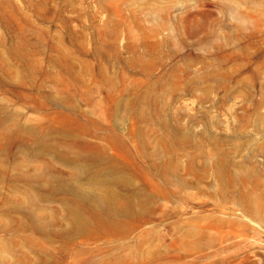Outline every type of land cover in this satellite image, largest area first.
<instances>
[{
  "label": "rangeland",
  "instance_id": "rangeland-1",
  "mask_svg": "<svg viewBox=\"0 0 264 264\" xmlns=\"http://www.w3.org/2000/svg\"><path fill=\"white\" fill-rule=\"evenodd\" d=\"M0 114L69 127L58 147L104 149L131 177L109 188L148 196L123 231L68 237L52 210L74 196L43 191L35 227L0 168V264H264V0H0ZM17 150L14 175L102 190Z\"/></svg>",
  "mask_w": 264,
  "mask_h": 264
},
{
  "label": "bare ground",
  "instance_id": "bare-ground-1",
  "mask_svg": "<svg viewBox=\"0 0 264 264\" xmlns=\"http://www.w3.org/2000/svg\"><path fill=\"white\" fill-rule=\"evenodd\" d=\"M9 120L11 122L7 123ZM0 131V155H2L0 168L3 171V177L7 179H20L22 177L31 185L32 192L28 191L25 193L28 203L32 205V211L28 215L27 220L33 222L35 227H39L38 221L43 222L44 220L37 216V212L41 207L34 201L45 198L48 194L51 197L59 192H67L74 196L73 204L66 197H62L61 210H52L56 215L60 212L67 216L64 231L68 237L76 234H89L94 231L118 230L121 232L124 230L125 220L147 215L148 196L145 193L142 192L138 195L134 194L135 192L132 190L121 195L118 191L108 186L110 183L117 186L124 185L125 188L131 185V177L124 176L121 173V163L123 162L121 159L108 155L101 148L97 151L71 154L68 146L63 148L57 146L58 139H74L73 131L69 127L55 128L50 123L46 125H27L18 119L15 120L12 115L0 114ZM28 141L33 143V146H28ZM72 142H76V140H72ZM15 149L16 151H18L17 149L19 151L22 150L28 155L31 153L32 155L53 153L64 160L73 162L78 168V172L71 173L73 178H86L89 182L99 187L102 184V190L100 192L86 191L80 186L71 188L68 185L69 181L63 179L64 174L58 170H54L49 178L41 174L40 178L35 182L29 178H23L22 175H14L10 168L12 167L16 171L20 169L13 161L16 158ZM42 162L43 165L51 167L46 160ZM101 162H109L107 172L101 173V169L97 168L96 165ZM42 167L37 166L36 170L38 171ZM15 188L18 189V186L16 185ZM43 191L48 194L43 193ZM16 208L19 211H24V208H26L25 203L19 201L16 204ZM19 221L21 225L24 224L23 219ZM53 221L59 222V218H53Z\"/></svg>",
  "mask_w": 264,
  "mask_h": 264
}]
</instances>
